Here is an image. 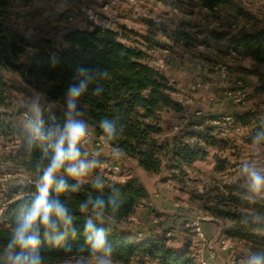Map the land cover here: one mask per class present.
Listing matches in <instances>:
<instances>
[{
    "label": "trees",
    "instance_id": "16d2710c",
    "mask_svg": "<svg viewBox=\"0 0 264 264\" xmlns=\"http://www.w3.org/2000/svg\"><path fill=\"white\" fill-rule=\"evenodd\" d=\"M202 1L213 16H218L220 10L228 7L227 0ZM235 10L232 17L225 20L223 29L213 31L212 36L221 45L224 44L226 50L234 48L237 52L235 59L251 63V68L245 69L246 74L256 79L250 95L264 99V29L253 27L242 9ZM62 38L67 46H58L52 39L30 44L12 28L8 5L5 0H0V106L7 107L5 102L11 87L4 80V74H20L26 84L60 106L58 120L65 123L68 89L78 85L83 78L80 70L85 69L92 76V82L77 101L76 112L80 115L75 118L83 120L94 136L103 137L109 149L121 156V161L122 158L135 159L146 174L159 176L167 172L180 182L185 176V168L207 159L209 152L205 147L221 151L229 148L228 137L217 127H208L203 135L205 147L191 148L178 138L164 137L171 128L172 119L183 112V107L177 102L180 91L175 83L170 84L172 79L167 75L168 70L158 73L143 63V53L128 48L112 33L99 28L71 29ZM29 50H32V56L30 64H26L22 58ZM233 117L248 135L249 146H264V121L257 113L246 108L242 115ZM105 119L117 130L114 139H108L100 127V122ZM12 131L4 115H1L0 135L8 139L9 135H14ZM18 135V150L8 156V162L21 170L28 177V182L18 192L8 196L5 209L0 212V264H7L4 250L17 218L21 209L34 199L36 184L42 175L40 169L52 154L50 149L45 154L46 145L32 140L30 134L20 132ZM79 147L81 158L86 160L85 149L82 145ZM227 166L228 163L216 162L214 171L221 173ZM65 179L69 184L76 183L67 176ZM97 179L103 184L102 188L94 186ZM97 179L84 183L78 192L59 194L58 198L74 217L76 235L73 237L70 233L57 245L45 240L41 230L39 253L43 264H80L81 261L95 260L84 234V224L89 218L96 227L105 230L106 239L113 249V264H199L187 238L180 241V248H175L170 243L171 236L143 239L139 231L131 228V218L149 200L148 191L139 178L133 177L124 183H111L103 177ZM226 189L229 196L223 193L220 186L208 185L202 192L191 194L190 198L205 213L230 225L227 238L236 246H242L247 257L251 254L264 255V199L239 185L227 186ZM51 195L57 196L54 191ZM89 197L92 200L103 198L106 203L113 201L116 207L105 208L102 220H97L92 215L91 204L88 212L80 211L81 203Z\"/></svg>",
    "mask_w": 264,
    "mask_h": 264
},
{
    "label": "rangeland",
    "instance_id": "374dc122",
    "mask_svg": "<svg viewBox=\"0 0 264 264\" xmlns=\"http://www.w3.org/2000/svg\"><path fill=\"white\" fill-rule=\"evenodd\" d=\"M5 1L8 5V14L11 23L19 26L22 32H24L25 35L31 39V41H35L33 43H38L43 39H52L58 46H66V43H64L62 38L63 34L68 29L73 28V26L80 23V20L78 19L80 15L75 17L74 23H70L68 21L67 14L71 12V9L65 11L63 4L60 3V0ZM68 1H70V3L73 5L72 8L76 11L78 1ZM150 1L140 0L137 5L130 7L132 9L126 8L128 20H131L130 22L133 27V37H139V40H142L143 44L140 42L137 43H139L140 46L145 47L147 51L159 52L163 51L165 48L169 49V59L175 62L178 71L180 69L186 68L185 70H180V72L173 76L172 80L176 84V88L178 90L182 89V92L178 93L177 97L183 95L190 99L192 101L191 111L193 113L198 109L202 110V118L196 119V122L198 125H200L204 118L212 117L211 115L209 116L207 111L209 106H211V104H220L217 101V97L215 96V91L212 92L211 87L209 86L207 88L205 87L207 81L204 80L203 73L204 70L207 69L205 67L207 65L206 63H208L203 54L205 50H200L198 48V43H196V45H181V42H184L182 34H180V37L177 36V38L174 35L177 33V30L181 28L176 26L175 23H180L181 20L183 21L186 19L188 16L187 13H185V15L182 17H170L169 13L172 8H168L163 1L161 3V0H155L156 4L154 7H158L159 10L153 11L152 15L151 12L148 13L147 11H143V3L151 5ZM197 1L199 0H184L181 1V3L186 5L187 3H195ZM227 2L228 7H224L223 10H220L218 16L212 15L213 20L219 22V24L217 23V26L215 27L223 29L225 20L232 17L231 15L236 12V8L243 10L247 17L250 18V24L253 27H264V4H259L262 6V9H257L255 2H252L251 0H227ZM160 3L161 5H159ZM124 4L127 7V3L124 2ZM94 7L97 11H102L101 7ZM200 11L202 10L198 9L195 12L197 18L202 17ZM144 15L147 18H145ZM167 17H169L171 20H167ZM158 22H160L162 26H159L157 24ZM146 31L150 33V36L154 37L152 38L153 40L151 43L147 41L144 42L142 38V35H144V32ZM186 40L187 39H185V41ZM188 46H191L192 48L194 47L196 50L189 52ZM31 52L32 50L28 51V53ZM26 57L27 56L25 55L22 58V61H25ZM214 65L215 63L210 66L211 70ZM4 80L7 81L11 87L9 90V96L5 102L7 107L0 106V116L4 115V118L7 124L12 128V133L14 135H9L8 139H5L0 135V212L5 209L6 200L9 199L8 196L12 193L18 192L20 188L25 186L28 182V177L21 170L9 164L8 156L18 150V133L26 132L30 134L28 122L30 120L35 121L38 118L32 110L33 103L37 100L39 101L41 109L39 119L43 121L45 128L57 125L63 128L64 126V123H61L58 120L60 106L56 103L48 101L42 93L26 84L20 74L6 73L4 74ZM223 83L225 85L226 82ZM247 84L250 87L252 86V83L250 82ZM226 90L227 88L225 89V92ZM252 98L258 101V106L262 105L263 98H255L251 97L250 95V101ZM249 104L247 107L250 106ZM253 105L255 106V104ZM258 110L262 115L259 107ZM178 117L176 119H172L171 128L167 131L164 137L168 139L178 138L191 148H195L196 146L205 147L202 137L206 134L207 130L205 133L197 134L194 132H187L184 135L174 132V126L178 121ZM225 137H228L227 139L229 148L225 151H221L217 148L205 147V149H207L209 152L207 159L203 162L196 163L193 167L185 168V176L180 179V182L175 181L171 177V174L167 172H164L159 176L148 174H145L146 176H144V185L146 184L149 186L151 190L158 195H162L167 192V197L171 199L170 201L174 205V209H169L165 208L160 200H157V202H155L153 205L151 204L152 207L150 206L149 202H146L145 205L147 207L145 205L144 206L147 208V210H149L152 222L154 220L156 222L154 224L148 222L145 224V226L149 229H153V232H158V234L163 232L162 230L165 229L174 231L175 228L173 227L176 226L180 237L187 238L191 241V252L196 257L199 264L207 253L208 247L205 242L201 241L197 237L194 229L191 227L192 224L194 222H199L205 234L207 233L205 228L206 226H209L211 228L209 233L211 237L209 239L210 241H207L211 242V244L214 246L216 244L215 240L217 239L216 233L218 231V225L224 227L226 223L221 219L213 218L201 210L199 206L191 200V194L202 192L205 186L216 185L222 188V191L226 196H229V191H227L226 187L233 185L236 177H238V175L242 176V174L245 175L246 178L242 177L241 181L244 180L245 182H248V176L244 171V166L247 164L253 167V157H260L261 155L251 154V151L253 150H250V147L247 144L249 142L248 135H246L243 131L239 133H229V135ZM84 149L87 155L86 160L96 161V166L89 171L86 177L83 178L85 183L91 180H96L99 177H103L105 180L111 183H124L130 178L137 177L135 173L137 167L134 162L125 160L123 158L121 161V156L117 152L112 151L109 148L96 145L94 142L85 145ZM216 162L228 163L226 171H231V173L227 172L223 174L224 171L221 173L215 172L214 169ZM240 163L242 168L237 170L240 171L238 174L236 171H233V168ZM116 164L119 165L120 172L116 175H112L107 171L106 166H112ZM262 164L264 165V160ZM262 166L260 165L258 168L260 169ZM155 208L157 210H155ZM160 211H166V213L169 214H164ZM176 213L180 216H177ZM175 217L182 219V221L177 224V219L174 220ZM1 220L2 219L0 216V222ZM146 227H144V229H147ZM178 237L171 236L170 243L175 248L181 247V242ZM235 248L243 250L242 246L238 247L233 244L232 247L227 251H239L235 250ZM85 264H95V260L89 261Z\"/></svg>",
    "mask_w": 264,
    "mask_h": 264
},
{
    "label": "clouds",
    "instance_id": "9594fccd",
    "mask_svg": "<svg viewBox=\"0 0 264 264\" xmlns=\"http://www.w3.org/2000/svg\"><path fill=\"white\" fill-rule=\"evenodd\" d=\"M83 77L78 85H72L67 92V112L63 128L52 126L45 128L43 121L39 119L41 109L39 101H35L32 110L37 115L35 121L28 122L30 138L46 145L45 154L51 150V157L47 164L40 170L39 180L36 184V195L30 205L21 209L5 250L4 258L7 264H43L39 253L41 245V230L43 237L50 243L60 244L71 233L73 237L76 230L73 227L74 217L69 209L58 198L59 194L68 191L78 192L85 183L83 179L89 171L96 166V161H87L81 158L80 145L86 142L89 136L88 125L75 116L77 101L87 91L92 76L88 70L81 69ZM108 139H114L116 128L107 119L100 122ZM247 173L249 188L252 192L264 191V173L257 171L250 165L244 166ZM65 176L75 180L76 183L69 184ZM102 188L103 184L97 179L95 185ZM55 192L57 196H52ZM89 204L92 205V215L97 220H102L103 210L109 206L116 207L113 201H106L103 198L92 200L89 197L80 205L81 212L89 211ZM86 242L90 245L91 254L95 257V264H113L111 259L112 246L108 243L103 228L96 227L91 218L84 224ZM80 264H85L81 261ZM245 264H264V255L251 254L245 260Z\"/></svg>",
    "mask_w": 264,
    "mask_h": 264
},
{
    "label": "crops",
    "instance_id": "0c3cea01",
    "mask_svg": "<svg viewBox=\"0 0 264 264\" xmlns=\"http://www.w3.org/2000/svg\"><path fill=\"white\" fill-rule=\"evenodd\" d=\"M105 0H92V4L96 7H101L102 3ZM145 1V0H143ZM150 1V0H149ZM163 1L166 6L168 8H173V7H180L182 9H184L187 13V17L186 19H184L183 21L181 20L180 23H175L176 26L181 27L180 29L177 30V33H175L174 35L178 37H180V34H182L183 36V40L184 42H181V45L185 44H191V45H196V43H200L201 40H203L204 42H206L207 47L204 51V58H206V60L208 61V63H206V70H204V80L207 81V85L209 87H211V91L214 92L215 91V96L217 97V101L220 103L219 105H215V104H211V106H209V108L207 109L209 116H219V115H231V116H237V115H242L244 113V110L249 109L254 113H257L258 117L261 118L264 121V99H262V105L258 106V101H256V99L252 98V100L250 101V106H246V107H236L232 104H230L229 100L226 98L225 95V89H229V88H233L236 83L240 80L243 81L245 83H252V86L254 84H256V79L245 73V69H250L251 68V63L248 61H244L242 59H234V60H230L227 56L226 52V46L223 44L221 45L219 42H217L215 40V38L212 36V32L216 31V32H220L222 29H219V27H215L217 26V23L219 24L218 21L213 20L212 18V13L210 12V10L203 4V1L199 0L195 3H187L186 5H184L183 3H181L180 0H161ZM252 2H255L256 4V8L257 9H262L259 4H264V0H251ZM60 3L63 4L64 10H68L71 9V12H75L76 11L72 8V4L70 3V1L68 0H60ZM151 5L148 4H144L143 3V11H147L148 13H152L153 15V11H158L159 8L158 7H154L155 6V2L154 1H150ZM149 3V4H150ZM202 10L201 12V18H197L196 15V11L197 10ZM64 11V12H65ZM114 14H116L117 17L122 18V17H128L127 15V11H126V6L123 2H120V4L118 5V7L114 8ZM157 18V17H155ZM80 20V23L78 25L73 26V28H70L68 30L71 29H79V30H85L87 29V25L85 22H83L84 20L79 16L78 18ZM167 20H171L169 17L166 18ZM133 20V19H132ZM201 20V21H198ZM131 21V20H129ZM134 22V21H133ZM165 23V22H164ZM159 26H162L160 22L157 23ZM11 26L13 29H15L17 32H19L20 34H22L28 42L32 43V44H36L33 43L35 41H31V39H29L24 32H22V30L20 29L19 26L14 25L13 23H11ZM256 28H263L262 26L260 27H256ZM214 29V30H213ZM67 30V31H68ZM213 30V31H211ZM156 33V32H155ZM144 42H152V36H150V33L148 31L144 32V35H142ZM185 39H187L185 41ZM34 40V39H33ZM136 41L143 43L142 40H139V37L135 38ZM39 41V40H38ZM172 42V41H171ZM186 42V43H185ZM65 43V42H64ZM67 46V44H65ZM192 50H196V48H192L191 46H188V51L192 52ZM199 50V49H198ZM26 59L25 62L26 64H30V59L32 56V52L31 53H27L26 55ZM225 61L227 62V64L229 65L230 71H231V78L230 81L227 83H224L213 73V71L211 70V65H213L215 62L217 61ZM184 69H180L185 70ZM167 73L168 76L172 79L173 76H175L178 72H180V70L178 71V68L175 64V62L172 60H170V63L168 65V69H167ZM187 80V79H186ZM211 80V82H210ZM180 92H182V89L179 90ZM184 92V91H183ZM211 93V92H210ZM257 98V97H255ZM254 100V101H253ZM255 104V106L253 105ZM258 107L260 108V111L262 112V115L260 114ZM242 131L244 132L243 128ZM252 155H256V154H261L260 157L256 156L253 157V168H255L257 171H260L262 173H264V165L262 164L263 160H264V146H257L256 144H253L252 146H249ZM125 160H129V161H133L134 164L136 165L137 169L135 170L136 176L137 178L141 179L144 183V176H146L147 174L145 172H143L137 165V162L135 159L132 158H125ZM262 166L260 167V169L258 168V166ZM242 168L241 163L239 165H236L233 168V171L237 172L238 174L240 173V171H237L239 169ZM231 173V171H224L223 174L225 173ZM146 174V175H145ZM242 177H245V175L242 174V176L238 175V177H236V180H234L233 185H239L242 187H245L246 190L252 192L249 188V182H245L244 180L241 181ZM231 186V185H229ZM247 186V187H246ZM145 187L148 191L149 194V200L148 202L150 203V206L152 207L153 204H155V202H157V200L163 203V206L165 208H169V209H174V205L171 203V199H169L167 197V192L165 194L162 195H158L155 194L151 188L149 186H147L145 184ZM253 195H255L256 197H259L261 199H264V191L261 192H252ZM152 204V205H151ZM157 205V203H156ZM146 206V205H145ZM142 206L141 208L138 209L137 213L131 218V221L133 222V224H131V228L134 231H139L140 232V237H142L143 239H150L152 236H162V235H166V236H174V237H178L180 241H182V237H180L178 230L176 229V226H174L173 228L174 231L172 230H162L163 232H161L160 234H158V232H153V229H149L148 227L145 226L146 223H155L156 221L154 220L152 222V219L150 218V212L149 210H147V206ZM155 210H157L155 208ZM164 214H169L166 213V211H160ZM177 216H180L179 214L176 213ZM177 219V224L180 223L182 221V219L180 218H174V220ZM216 222V221H214ZM144 227H146L147 229H144ZM179 227V226H178ZM230 225L226 223V225L224 227L218 225V231L216 233L217 235V239L215 240L216 244L214 245L215 248H218V240L222 237H226V232L228 231ZM180 228V227H179ZM206 233V237L207 240L210 239V230L211 228L209 226H206L205 228ZM174 233V234H173ZM215 236V235H214ZM210 241V240H209ZM239 247V246H238ZM239 250V248H238ZM248 257L245 255V253L242 250L236 251V252H232V251H221L218 249L217 254L215 256V258L211 259L209 256V251H207V253L205 254L204 258L205 260L208 261L209 264H245V260ZM148 264V263H147Z\"/></svg>",
    "mask_w": 264,
    "mask_h": 264
},
{
    "label": "built area",
    "instance_id": "2783aa9c",
    "mask_svg": "<svg viewBox=\"0 0 264 264\" xmlns=\"http://www.w3.org/2000/svg\"><path fill=\"white\" fill-rule=\"evenodd\" d=\"M78 6L75 12H69L67 14L68 21L74 23L75 17L80 15L87 25V29L93 30L94 28H99L101 30L112 33L116 39L122 44L126 45L128 48L139 51L144 54L143 63L149 66L151 69L158 73H164L168 68V61L170 50L164 49L163 51H147L145 47H142L137 43L133 37V27L128 17L119 18L114 14V8L118 7L120 2L127 3V9L132 6L137 5L140 0H105L101 5V12L97 11L92 4V0H77ZM155 2V0H152ZM184 1V0H180ZM193 1V0H187ZM162 3V1H160ZM161 3L159 5H161ZM172 8V7H171ZM132 9V8H130ZM186 11L180 7H173L170 10V17H182ZM145 18H147L144 15ZM137 38V37H136ZM143 44V43H142ZM207 47L206 42L203 40L199 43V49L205 50ZM226 54L230 60H234L237 57V52L234 48L229 47L226 50ZM200 67L199 65H197ZM214 74L223 82H229L230 70L229 65L225 61H217L212 68ZM171 85H174V81H170ZM207 88L208 85L206 84ZM251 92V87L239 81L236 87L227 89L226 96L235 106H247L250 102L249 96ZM177 102L183 107V112L179 115L178 121L174 126V132L177 134L184 135L187 132L194 133H205L208 127L219 128L223 135L227 136L229 133H239L242 131V127L236 124L235 118L231 115H223L218 118H204L203 123L196 122V119L202 118L203 112L201 109L196 110L194 113L191 111L192 101L187 97L180 95L177 97ZM207 133V132H206ZM94 142L96 145L110 148L108 143L103 137H96L91 132L86 142L82 143V147L88 143ZM107 171L116 175L120 172L119 165L106 166ZM197 237L206 243L207 249L209 251V256L211 259L215 258L218 249L221 251L229 250L234 244L227 237H222L218 240V248H215L211 242L207 241L205 232L203 231L201 224L199 222H194L191 226ZM233 243V244H232ZM200 264H209L207 260L202 259Z\"/></svg>",
    "mask_w": 264,
    "mask_h": 264
}]
</instances>
